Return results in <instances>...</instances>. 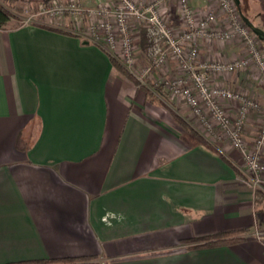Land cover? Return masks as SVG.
I'll list each match as a JSON object with an SVG mask.
<instances>
[{"label": "crops", "instance_id": "1", "mask_svg": "<svg viewBox=\"0 0 264 264\" xmlns=\"http://www.w3.org/2000/svg\"><path fill=\"white\" fill-rule=\"evenodd\" d=\"M157 75L148 91L79 36L0 29V264H264V195Z\"/></svg>", "mask_w": 264, "mask_h": 264}, {"label": "built area", "instance_id": "2", "mask_svg": "<svg viewBox=\"0 0 264 264\" xmlns=\"http://www.w3.org/2000/svg\"><path fill=\"white\" fill-rule=\"evenodd\" d=\"M146 1L142 5L135 0H116L118 6H110L107 0H98V7L84 8L79 1L52 0L48 6L40 5L36 12L27 8L23 24L54 27L98 45L144 87H148L154 72L172 57L180 74L161 82L162 86L173 98L190 107L197 120V130L205 140L212 144L226 142L239 152L240 173L254 194L264 195V119L253 142L249 143L245 137L249 115L255 112L264 116V102L227 82L232 74L256 69L258 82L264 86L261 38L245 23L236 0H141ZM196 1H204L209 8L197 7ZM172 2L182 24L179 33L165 20L164 7ZM220 18L223 28L218 27ZM130 20L142 22L147 36L154 42L151 58L144 67L137 64ZM233 40L242 42L244 56L230 61L200 60L203 42ZM215 78L225 82L214 84ZM223 102L238 104L235 117ZM253 234L264 246V231L254 228Z\"/></svg>", "mask_w": 264, "mask_h": 264}, {"label": "rangeland", "instance_id": "3", "mask_svg": "<svg viewBox=\"0 0 264 264\" xmlns=\"http://www.w3.org/2000/svg\"><path fill=\"white\" fill-rule=\"evenodd\" d=\"M51 1L46 3L44 1L37 0L31 3H24L22 1L9 2L7 0H0V4L12 16L10 24L12 26H17V25L24 23V18L27 15V12H26L27 8L29 9L28 10L29 12L31 11L36 12L37 11L36 9L40 5L44 4L48 6L50 5ZM62 1L69 2L70 0H62ZM74 1H79L84 8H95V7H98L99 5L98 0H74ZM107 1L109 2V4H111L110 6H118V3L116 2V0H107ZM135 1H137L138 4H142V5H146L148 2L146 1V3H143L141 2V0H135ZM150 1L152 0H149V2ZM237 2H239L240 13L242 17L246 18L249 22H251L253 25H255L256 27H258L264 32V0H237ZM195 5L205 10L209 8V5L206 4L204 1H196ZM175 12H177L176 4L173 2L167 4L164 7L165 20L168 26H170L177 33H179L182 31V24H181L180 19L178 20L176 18L175 20H173L175 16ZM222 21H223L222 18L218 20L217 22L218 27H221V28L224 27V25L222 24ZM89 22L87 20L86 22L87 26H89L90 24ZM130 28H131V34L134 40V44L136 46L137 64L139 67H144L148 65L149 63V60L151 58L150 53L152 52L154 48V42L150 40L149 36H147L146 30H145L146 27L142 22H137L136 20H130ZM261 43H262V46L264 47V39H261ZM202 44L203 45L201 47L200 60L209 58L213 60H222V61L229 60L230 61L231 59L242 57L245 54V50L243 48L242 42H240L239 40H233L230 42H222V41L203 42ZM118 64L121 67H123L120 63ZM155 72L159 74L155 77L157 86H162L161 82H164L168 79L178 76L180 74V69L178 67L176 60L170 57L167 63ZM222 81L224 80L222 79ZM227 82H231L232 83L231 85L236 90L245 92L249 94L250 96H253L259 99L260 101L264 102V86L258 82V73L256 69H251V70L248 69L246 71L232 74L231 76H228ZM243 82L246 83L245 86L243 85ZM247 86H248V89L245 88ZM162 88L165 89L163 86ZM163 89L161 91L165 93ZM166 98L167 96L165 97V100L167 101L168 98L167 99ZM228 103L231 104V107L233 106V108L236 109V111L238 110V104L230 103V102ZM186 106L189 108V110H191L188 105ZM235 114L237 113H230L231 116H234ZM263 119H264V116L262 114L259 115V114H256L255 112H252L249 115L248 123L246 125V130H245V137L249 141V143L253 142V140L259 134ZM250 126H253L255 128L254 132H256V134L253 136L251 140H249L247 137V132L250 129Z\"/></svg>", "mask_w": 264, "mask_h": 264}, {"label": "trees", "instance_id": "4", "mask_svg": "<svg viewBox=\"0 0 264 264\" xmlns=\"http://www.w3.org/2000/svg\"><path fill=\"white\" fill-rule=\"evenodd\" d=\"M9 2H24V3H31L37 0H7ZM44 2H49L51 0H41ZM12 16L11 14L0 4V29L1 28H5L7 27L10 22H11ZM115 63V66L122 69L124 72H126L123 67H121L115 60H113ZM127 73V72H126ZM146 88V87H145ZM148 91V88H146ZM162 88L161 86H158L155 88V91L159 94L162 93ZM178 118V117H177ZM178 123L185 129L187 130L190 136L192 137H200L199 133L196 132L195 130L191 129L190 126H188L184 121L180 120L178 118ZM235 233L232 234H225V235H215V236H210L209 238H204L202 241V244L199 245H195V246H191L190 248L193 247H206V246H211V245H217V244H227V243H231L232 241H235L236 239H240V238H229L230 236H235ZM68 264V262H55V261H38V262H30L28 264ZM74 263V262H73ZM75 264V263H74Z\"/></svg>", "mask_w": 264, "mask_h": 264}, {"label": "water", "instance_id": "5", "mask_svg": "<svg viewBox=\"0 0 264 264\" xmlns=\"http://www.w3.org/2000/svg\"><path fill=\"white\" fill-rule=\"evenodd\" d=\"M244 20H245V23L247 24V26H249L259 37H261V39H264V32L261 29H259L255 25H253L246 18H244Z\"/></svg>", "mask_w": 264, "mask_h": 264}, {"label": "flooded vegetation", "instance_id": "6", "mask_svg": "<svg viewBox=\"0 0 264 264\" xmlns=\"http://www.w3.org/2000/svg\"><path fill=\"white\" fill-rule=\"evenodd\" d=\"M237 1V0H236ZM238 3V5H239V2H237ZM239 8H240V6H239ZM261 38V37H260Z\"/></svg>", "mask_w": 264, "mask_h": 264}]
</instances>
